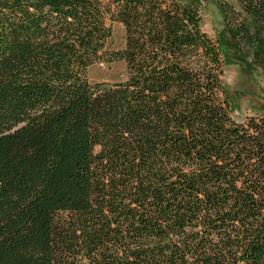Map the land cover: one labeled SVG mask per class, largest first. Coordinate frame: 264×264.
<instances>
[{
    "label": "trees",
    "instance_id": "1",
    "mask_svg": "<svg viewBox=\"0 0 264 264\" xmlns=\"http://www.w3.org/2000/svg\"><path fill=\"white\" fill-rule=\"evenodd\" d=\"M115 2L130 77L98 89L94 2L0 0V264H264V118L220 76L264 71V0Z\"/></svg>",
    "mask_w": 264,
    "mask_h": 264
},
{
    "label": "rangeland",
    "instance_id": "2",
    "mask_svg": "<svg viewBox=\"0 0 264 264\" xmlns=\"http://www.w3.org/2000/svg\"><path fill=\"white\" fill-rule=\"evenodd\" d=\"M98 8L101 16V26L104 31L100 39V48L93 58L84 64L82 81L90 88H104L130 77L128 64L123 58L114 55L126 49V28L120 21L114 20L111 13L116 8L115 0H91ZM201 30L212 40L223 41V25L218 8L213 3H207L200 10ZM222 37V38H221ZM119 55V54H118ZM221 79L228 98L233 120L243 123L249 117L264 118V71L260 69L247 70L235 63H229L224 55ZM20 125L14 127V130ZM84 264L88 261L84 259Z\"/></svg>",
    "mask_w": 264,
    "mask_h": 264
}]
</instances>
